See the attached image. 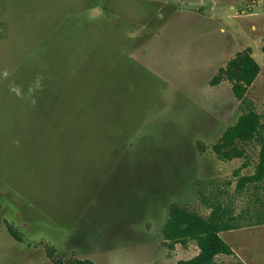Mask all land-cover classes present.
I'll list each match as a JSON object with an SVG mask.
<instances>
[{"label": "rangeland", "instance_id": "obj_1", "mask_svg": "<svg viewBox=\"0 0 264 264\" xmlns=\"http://www.w3.org/2000/svg\"><path fill=\"white\" fill-rule=\"evenodd\" d=\"M262 47L264 0H0V264H176L198 250L164 244L172 205L264 218V182L235 190L257 144L211 151L244 106L264 117ZM247 48L242 105L210 81ZM220 237L216 264H264V224Z\"/></svg>", "mask_w": 264, "mask_h": 264}, {"label": "trees", "instance_id": "obj_2", "mask_svg": "<svg viewBox=\"0 0 264 264\" xmlns=\"http://www.w3.org/2000/svg\"><path fill=\"white\" fill-rule=\"evenodd\" d=\"M262 52L264 53V47ZM259 70V65L251 57L250 48H247L219 68L210 85L214 87L227 81L234 98L244 105L247 90L258 76ZM250 143H256L259 147L257 164L252 175L238 177L236 193L242 192L249 184L256 186L264 182V117L257 114L250 105H246L236 123L227 127L211 146V151L218 160L229 162L241 159L245 154L242 146ZM208 209V215L203 216L181 205L170 207L161 229L167 249L173 250L176 245L186 247L193 242L198 250L194 257L179 260L176 264H216L219 256L235 258L234 251L223 241L220 233L264 224L261 215H254L252 219L241 213L236 215L230 207L217 200ZM8 230L19 240L11 229ZM47 257L53 264H96L86 259L63 260L51 251L47 253ZM237 264L244 263L238 260Z\"/></svg>", "mask_w": 264, "mask_h": 264}, {"label": "crops", "instance_id": "obj_3", "mask_svg": "<svg viewBox=\"0 0 264 264\" xmlns=\"http://www.w3.org/2000/svg\"><path fill=\"white\" fill-rule=\"evenodd\" d=\"M198 252V251H197Z\"/></svg>", "mask_w": 264, "mask_h": 264}]
</instances>
